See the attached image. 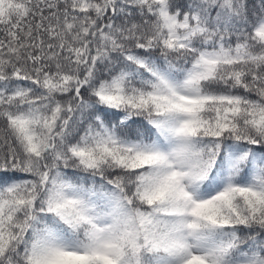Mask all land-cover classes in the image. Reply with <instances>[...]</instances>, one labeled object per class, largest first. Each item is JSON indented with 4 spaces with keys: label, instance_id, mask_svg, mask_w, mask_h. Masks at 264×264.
<instances>
[{
    "label": "snow or ice",
    "instance_id": "snow-or-ice-1",
    "mask_svg": "<svg viewBox=\"0 0 264 264\" xmlns=\"http://www.w3.org/2000/svg\"><path fill=\"white\" fill-rule=\"evenodd\" d=\"M0 264H264V0H0Z\"/></svg>",
    "mask_w": 264,
    "mask_h": 264
}]
</instances>
